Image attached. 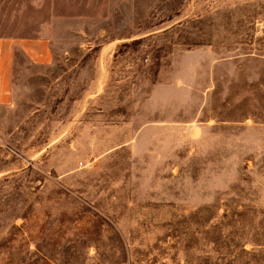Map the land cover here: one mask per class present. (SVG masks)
Segmentation results:
<instances>
[{"label":"rangeland","instance_id":"obj_1","mask_svg":"<svg viewBox=\"0 0 264 264\" xmlns=\"http://www.w3.org/2000/svg\"><path fill=\"white\" fill-rule=\"evenodd\" d=\"M49 17L54 65L20 56L0 109V264H64L65 232L92 243L72 264H264V0H0L2 31ZM176 52L222 61L203 108L224 122L187 124L203 94L155 87Z\"/></svg>","mask_w":264,"mask_h":264},{"label":"crops","instance_id":"obj_2","mask_svg":"<svg viewBox=\"0 0 264 264\" xmlns=\"http://www.w3.org/2000/svg\"><path fill=\"white\" fill-rule=\"evenodd\" d=\"M34 12L35 9L32 14H34ZM25 13L30 12L25 11ZM28 17L30 19L31 14H29ZM2 25L0 26V109L17 111L19 104L15 94L14 74L16 68L21 67V62L19 61L20 56L34 67H51L54 65L53 42L59 38V36L53 31L51 17H49L48 21L45 19L39 22L36 27L32 24L27 31H23L25 33H21V29L2 31ZM116 47L117 43H115V41H108L100 45L98 49L99 78L95 79L93 83L95 86L93 91L94 96L100 94L102 87L108 80V71L103 64H106V61L113 56ZM189 53L190 52H186L185 54H180L178 52L174 53L172 56V67H174V69H172L173 72H171V81L168 83H159V81H157L155 87H178L184 85L186 89L192 92L197 91L203 94L202 107L192 110L189 114V119L184 122L191 126L194 125L195 128L202 126L205 128L207 125H212L215 122L214 119H211L212 116L207 114L208 111L206 108H203V105L215 89L213 83L214 65H218V63L222 61L220 59H206L209 54H206V56L205 54L202 55L201 53L197 54L194 52L190 57ZM182 60L186 67L185 76L187 82L183 81L180 76H178L179 72L177 70V65ZM197 78L204 79V85L193 87L194 80ZM83 110L84 109L78 110L77 114L81 113ZM158 113L159 112H152L151 115L159 118L161 114ZM172 116L174 115L172 114ZM224 121L225 120H216L215 123ZM162 123H164L163 120H148L144 124L160 125ZM171 123L181 124V121H172ZM61 137H63V131ZM79 224L80 222L73 221L71 222V227L77 229ZM66 229H68V227ZM83 241H88L84 234L79 232L64 233V264H72L71 262L77 260L82 261V259L93 262L94 256L91 254L92 250L89 251V249L92 248V243H86L85 246H81ZM98 251L100 253L101 250L98 249Z\"/></svg>","mask_w":264,"mask_h":264}]
</instances>
